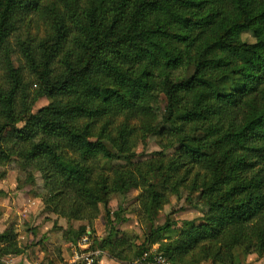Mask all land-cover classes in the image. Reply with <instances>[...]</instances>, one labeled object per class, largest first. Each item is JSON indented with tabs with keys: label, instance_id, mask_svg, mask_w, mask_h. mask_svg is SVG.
<instances>
[{
	"label": "trees",
	"instance_id": "trees-1",
	"mask_svg": "<svg viewBox=\"0 0 264 264\" xmlns=\"http://www.w3.org/2000/svg\"><path fill=\"white\" fill-rule=\"evenodd\" d=\"M154 136L163 151L136 154ZM8 166L26 173L43 213L82 223L67 247L101 215L97 246L119 264L154 246L178 264L263 261L264 0H0ZM186 195L199 217L169 239L174 223L153 217ZM128 216L150 223L137 240L122 230ZM33 232L22 240L9 224L0 256L37 259ZM64 260L58 248L48 264Z\"/></svg>",
	"mask_w": 264,
	"mask_h": 264
},
{
	"label": "rangeland",
	"instance_id": "rangeland-1",
	"mask_svg": "<svg viewBox=\"0 0 264 264\" xmlns=\"http://www.w3.org/2000/svg\"><path fill=\"white\" fill-rule=\"evenodd\" d=\"M183 78V73H177L175 75V79L178 81ZM46 104H48V100L42 98L34 109V112L36 113ZM164 105L165 103L163 99H161L158 105L160 111L164 109ZM162 151V139L159 136H154L146 143H139L136 154L145 153L147 155L160 153ZM172 151L173 150L170 149L165 154L172 153ZM116 163L115 165H117ZM0 171H6L5 178L0 180V188H4L8 191L7 196L0 197V213L2 214V219L0 220V234L9 224L15 222L22 240L24 239L26 230L33 229L32 240L35 243L41 241V245L34 248L37 253V259H33V257H30L28 254L15 256L18 257V259L38 260L48 264L50 259L58 256V248H63L65 260L56 264H61L65 261L69 263L71 261V255L77 245L70 244L68 247L67 244L64 245V235L69 226L73 225L77 228L82 223L74 221L71 224H67L63 217H59L51 211L43 213L46 204L41 202V198L37 196L38 192L33 190L31 185H27L24 182L23 178L26 176V173L18 169L17 166L0 168ZM19 177H21V179ZM139 193V191L134 190L128 194V197L132 199ZM121 199L122 196L117 195L113 198L111 205L115 207L117 202H120ZM194 203L195 199L190 198L188 195L180 202L174 199L171 206H166L162 211L155 213L152 221L153 227L162 226L170 220L174 225L170 229L168 237L169 239L175 238L178 233V228L181 227L183 222L192 221L199 217L198 212L193 208ZM128 217H131V219L122 226V230L128 232L132 238L137 240L143 235L144 231L148 229L150 223L142 224L135 216ZM92 231H95L94 235L91 236L94 237L95 247H98L96 242L97 239L105 235L104 220L101 215L97 216L92 224L87 227V232L89 234H91ZM169 239H167L166 242L163 240V242L167 243ZM8 256L14 255L0 256V259H4ZM105 258L112 259L110 256ZM236 264H264V260L258 261L255 255L247 257L242 256Z\"/></svg>",
	"mask_w": 264,
	"mask_h": 264
},
{
	"label": "built area",
	"instance_id": "built-area-1",
	"mask_svg": "<svg viewBox=\"0 0 264 264\" xmlns=\"http://www.w3.org/2000/svg\"><path fill=\"white\" fill-rule=\"evenodd\" d=\"M167 240H164L166 242ZM154 246L149 252H144L134 264H178L168 260L161 253H156ZM108 256L106 251L95 247L94 237L89 233L84 235L71 255L70 262L61 264H100L103 257ZM0 264H44L39 261L23 260L19 261L15 256H8L0 259Z\"/></svg>",
	"mask_w": 264,
	"mask_h": 264
},
{
	"label": "crops",
	"instance_id": "crops-1",
	"mask_svg": "<svg viewBox=\"0 0 264 264\" xmlns=\"http://www.w3.org/2000/svg\"><path fill=\"white\" fill-rule=\"evenodd\" d=\"M108 257V256H106ZM100 264H119L118 262H116L114 259H108V258H101L100 260Z\"/></svg>",
	"mask_w": 264,
	"mask_h": 264
}]
</instances>
